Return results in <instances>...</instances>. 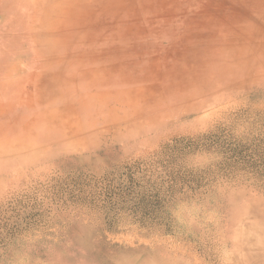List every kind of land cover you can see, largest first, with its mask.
<instances>
[{"label": "rangeland", "instance_id": "1", "mask_svg": "<svg viewBox=\"0 0 264 264\" xmlns=\"http://www.w3.org/2000/svg\"><path fill=\"white\" fill-rule=\"evenodd\" d=\"M46 1L0 0V264L78 251L87 264H264V0H107L101 17L31 29ZM182 56L206 60L192 92L130 94L168 86ZM86 57L133 82L100 91L111 110L96 113L80 107L96 91L66 85L67 114L39 121L46 76H69L53 62L87 73Z\"/></svg>", "mask_w": 264, "mask_h": 264}, {"label": "bare ground", "instance_id": "2", "mask_svg": "<svg viewBox=\"0 0 264 264\" xmlns=\"http://www.w3.org/2000/svg\"><path fill=\"white\" fill-rule=\"evenodd\" d=\"M44 5L45 6L50 5V7L45 11L42 9V6ZM116 6L117 5L110 3L107 0H85L82 2L78 0H48L46 1V3L41 4V6H39L34 10V13L31 16L32 17L31 29H44L47 25L57 27L58 29L67 26L69 22L82 23L84 21H89L91 18H96V16L101 17L103 15H106L110 9ZM67 17L68 18L72 17L73 19L72 18L68 19ZM66 23L67 25H64ZM227 49L229 51L232 50V52L234 51L233 55L239 57L240 56L239 52L241 49H243V47L242 45L239 46L234 45L228 47ZM226 51L227 50L222 52V54H225ZM118 55H114L113 56L114 59H118L122 57L121 55L119 56ZM98 58L100 57H89V58L86 57V59L83 60L85 62L87 61V59L91 61V66L89 67V71H86V69L84 70L87 73H82L81 70H79L80 73L78 72L80 60L73 62V63H77L74 65L72 63L73 60H64V61L53 62V65L55 66H51V67L49 66L50 68L48 71L56 69L55 68L56 66L61 68L63 65H69V76H65V74H57V70H54L53 73L51 72V74L49 73L46 76V80L41 84V87L44 88V92L38 96L39 98L37 101L38 103H36L37 107L39 105L40 106L39 108L41 110V111L39 110L40 113L39 116L37 117L39 121L48 123L47 125H51V124L55 125V123H59L60 119L67 114L66 112H64L63 108H60L61 107L60 102L64 100V96L65 97L67 96L69 100V97H72L74 95V92L68 90L69 87L68 86L66 87V85H78L79 88L77 89H84L87 92L96 91V93H92V95L90 96L84 95V98L80 99L82 100L80 102V107L84 109V111L90 110V112L96 113L97 110H100V112H103L106 109H109L106 111L111 110L110 108H106L104 105V102L106 101V98L108 99V97H106L105 100L103 98L107 93L106 92L104 93V91L101 93L100 91L105 90V88L110 89L120 85L122 86L128 85L131 82H133L132 80L133 78L131 77V75H128V71L126 68H124V71L122 72L120 71L121 68L118 66H113L111 64L107 66H102V60ZM179 58H181L180 61H183V63H186V65L182 67V69L177 70V72H179L178 74L174 75L176 72L174 71L170 75L171 78L170 82L166 84L168 86L166 87H161L160 85L156 86L154 85L155 81L153 83L148 81V83H151V86H145L142 87V89L136 88L130 94L132 96H138L139 98L143 96V99L146 98L155 99L158 96H166L168 94L177 95V94L192 92V89H194L195 86L205 81L204 79L205 76L203 73L204 71L200 70L199 67L205 64L206 60L204 58L199 61L195 57L185 58L184 56ZM96 63H99V66H97ZM208 66L209 65L207 64L206 68ZM73 69H75L74 72H77V75H75V77L71 76ZM161 77L164 78L165 75L162 73ZM140 81H143L145 83L147 80H140ZM76 82L78 84H75ZM134 100L135 98L130 101L132 102ZM178 100H182V99H178ZM115 101H117L118 104L121 105L127 104V102H125L126 99L115 100ZM180 109H181L180 107H177L170 109L169 111H173V110L176 111ZM71 115L72 117L68 115L69 116L68 120L70 124H73L75 122L74 120H77L78 118H77V114L74 112H71ZM5 136H7L6 133H4L3 135L1 134L0 138H3ZM3 145L4 143L0 139V146ZM34 146L35 145L33 144L32 147L34 148ZM87 259H88L87 256L83 255L81 252L78 251L73 254V256L68 261V264H87L88 263ZM90 260L92 261L94 259L91 258L89 259V261ZM101 262H103V260ZM92 264H96L95 261Z\"/></svg>", "mask_w": 264, "mask_h": 264}]
</instances>
